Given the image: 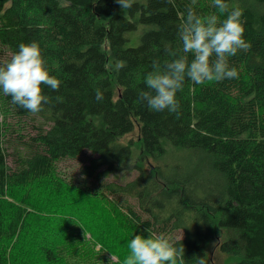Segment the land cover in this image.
<instances>
[{
  "label": "trees",
  "instance_id": "obj_1",
  "mask_svg": "<svg viewBox=\"0 0 264 264\" xmlns=\"http://www.w3.org/2000/svg\"><path fill=\"white\" fill-rule=\"evenodd\" d=\"M236 2L239 78L186 81L177 115L138 92L191 0H0V63L36 41L61 81L36 116L0 92V264H121L146 229L181 240L185 264H264V0Z\"/></svg>",
  "mask_w": 264,
  "mask_h": 264
},
{
  "label": "clouds",
  "instance_id": "obj_2",
  "mask_svg": "<svg viewBox=\"0 0 264 264\" xmlns=\"http://www.w3.org/2000/svg\"><path fill=\"white\" fill-rule=\"evenodd\" d=\"M115 2L124 11L131 9L137 0ZM195 4L196 0H191L178 25L180 47L165 46L169 59L152 62V70L144 78L146 90L138 92L139 101L153 112L178 115L181 103L177 94L184 90L186 81L205 85L238 79V69L230 64V58L251 48L244 35L243 9L236 0H212L216 11L207 15L198 14ZM124 66L122 61L115 64L117 71ZM60 85V79L51 73L36 41L20 43L18 50L0 63V92L33 116L51 102L44 88L59 91ZM95 98L103 100L100 89H96ZM146 231L147 236L137 234L129 241L121 264H185L181 240L163 232ZM197 264H207L204 256L199 257Z\"/></svg>",
  "mask_w": 264,
  "mask_h": 264
},
{
  "label": "rangeland",
  "instance_id": "obj_3",
  "mask_svg": "<svg viewBox=\"0 0 264 264\" xmlns=\"http://www.w3.org/2000/svg\"><path fill=\"white\" fill-rule=\"evenodd\" d=\"M149 0H137V3L140 5H145L148 3ZM129 44L131 45V42H129ZM0 119H3V114H1L0 112ZM136 136H137V129H135V131H133L132 133L128 134L127 136L124 137V140H126L127 138H132L133 140H136ZM79 162L78 160H71V161H67L65 162L62 166L66 167V168H70V167H74L77 168L79 166ZM65 174V171H62ZM132 172V171H131ZM133 174V172H132ZM119 176H123V178L129 176L127 175V172H122L120 173ZM116 179H120V177L116 178ZM193 264V263H191ZM213 264H232V261L224 254H220L217 251L214 253V257H213Z\"/></svg>",
  "mask_w": 264,
  "mask_h": 264
}]
</instances>
